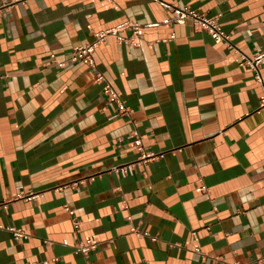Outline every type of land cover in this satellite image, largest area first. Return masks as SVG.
Segmentation results:
<instances>
[{"label": "crops", "instance_id": "crops-1", "mask_svg": "<svg viewBox=\"0 0 264 264\" xmlns=\"http://www.w3.org/2000/svg\"><path fill=\"white\" fill-rule=\"evenodd\" d=\"M184 7L233 46L164 22ZM126 21L138 46L72 59ZM263 50L264 0H0V264H264Z\"/></svg>", "mask_w": 264, "mask_h": 264}, {"label": "built area", "instance_id": "built-area-1", "mask_svg": "<svg viewBox=\"0 0 264 264\" xmlns=\"http://www.w3.org/2000/svg\"><path fill=\"white\" fill-rule=\"evenodd\" d=\"M187 18L192 19L195 27L198 30L207 31L215 42H225L229 45H232L230 34L224 31L221 27V24L214 16H208L192 7L184 8H173V13L170 17L166 18L164 22L166 24H175L183 23ZM141 25L135 21H126L116 26L106 28L103 30H98L94 32V39L90 42H87L83 45L77 46L74 48L71 57L74 61H83L87 65L94 67L95 66V51L98 46L106 42L110 35L116 36L117 40L125 45L129 46H138L140 43L139 33ZM129 29L130 35L125 37L120 34L121 31ZM175 33L172 32L169 39H174ZM233 46V45H232ZM54 58V55H52ZM264 58V50L257 52L251 58H245L246 64L253 70L257 80L262 81L261 77V66ZM63 63H59V66H62ZM96 81L103 85V92L109 102H114L117 105V112L113 116L119 115H128L129 108L126 105L125 100L122 98L121 93L114 88V86L108 82L102 73L98 72ZM261 108H264V96L261 98ZM133 137V136H132ZM131 143L137 147L142 148V138L139 135H135V138L131 140ZM149 155V154H147ZM70 214L73 218L74 226L77 228L80 224V221L74 215V211L69 209ZM0 227H3L0 225ZM13 231L15 238H20L24 236V233L20 229L15 227H8ZM75 252H81L84 254H89L91 251L95 250L98 247V242L94 241L91 238H88L85 241L77 243L75 246ZM233 264H240L238 261L233 262Z\"/></svg>", "mask_w": 264, "mask_h": 264}]
</instances>
